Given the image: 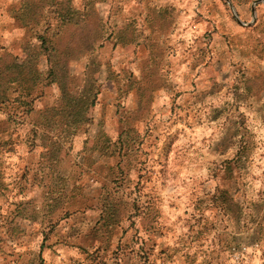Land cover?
I'll return each mask as SVG.
<instances>
[{
  "label": "rangeland",
  "instance_id": "rangeland-1",
  "mask_svg": "<svg viewBox=\"0 0 264 264\" xmlns=\"http://www.w3.org/2000/svg\"><path fill=\"white\" fill-rule=\"evenodd\" d=\"M257 1L99 4V21L61 41L88 62L84 42L109 39L76 130L55 116L63 97L44 86L45 59L33 97L0 86V264H264ZM21 13L0 0V56L20 61L33 34Z\"/></svg>",
  "mask_w": 264,
  "mask_h": 264
},
{
  "label": "trees",
  "instance_id": "trees-1",
  "mask_svg": "<svg viewBox=\"0 0 264 264\" xmlns=\"http://www.w3.org/2000/svg\"><path fill=\"white\" fill-rule=\"evenodd\" d=\"M108 1L21 0L22 25L28 33L33 34L23 47L26 54L24 60L20 61L4 49L2 50L0 61L6 66L0 67V86H10L14 82H18L20 86H32V89L28 91H31L29 92L33 97L32 90L34 92L35 88L40 86L38 79L42 73V61L45 59L47 69L44 86H58L63 97L62 104L54 110L55 116L62 114V124L75 130L89 121L88 113L95 106L100 93V85L94 78L100 62L96 64L95 60L98 59V51L104 48L109 39L104 41L99 33L92 42L88 44L84 42L82 51L88 55L86 57L88 62L83 60L79 46L68 45L63 48L61 41L75 28L83 30L94 24L98 20L97 6ZM53 19L59 21L55 31ZM118 43L128 42L121 36ZM117 45L114 44V46ZM8 57L11 58L10 64L6 60ZM13 69L17 71L15 77L11 74ZM71 86L75 89L79 86H86V88L77 94L70 88Z\"/></svg>",
  "mask_w": 264,
  "mask_h": 264
},
{
  "label": "water",
  "instance_id": "water-1",
  "mask_svg": "<svg viewBox=\"0 0 264 264\" xmlns=\"http://www.w3.org/2000/svg\"><path fill=\"white\" fill-rule=\"evenodd\" d=\"M259 3H264V0H259L255 3V5L259 4ZM253 11L255 12V7H253Z\"/></svg>",
  "mask_w": 264,
  "mask_h": 264
}]
</instances>
